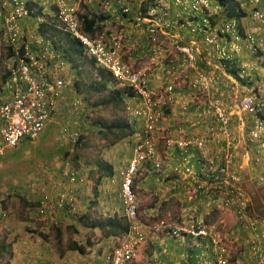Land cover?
Returning <instances> with one entry per match:
<instances>
[{
	"label": "crops",
	"instance_id": "crops-1",
	"mask_svg": "<svg viewBox=\"0 0 264 264\" xmlns=\"http://www.w3.org/2000/svg\"><path fill=\"white\" fill-rule=\"evenodd\" d=\"M51 1L52 3H50L48 7L53 12V10L56 9V2L59 0H30L31 3L35 4L33 7L38 10L40 9L39 5L42 6ZM64 1L67 7H72L73 9H76L80 6L77 0ZM103 1L105 6L101 0H95L85 7L88 8L90 12L100 14L105 18L100 23L101 30L106 34H108L110 31L108 34V39L114 34L117 36V38H119L121 53L124 59H126V61L133 67L136 69H141V71L146 74L148 77V84L151 88L162 92V90L168 84L174 83L175 85L174 92L171 95L166 96L165 98L162 97V103L167 104L164 107L165 115L160 121L159 131L157 132L156 138V148L158 150L156 151V159L157 156L160 158L162 157L165 166H162V171L158 172V170L154 169V166L151 167L149 163H145L140 166L141 170L139 171V176L144 177L145 182L149 179H152L150 181V187L152 192H154L157 197V207L159 206V202H166V207L170 208L168 204L171 203L172 199L174 200L173 197H180L181 194H188L196 182L195 175H193L192 168L190 167V165L195 162V159L193 160L191 157H188V154L192 153V156L194 157L201 156L199 150L201 151L202 148H199L198 150L196 147H194L192 148L191 152L190 148L187 151L188 154H186L180 144L192 142L190 140H193L195 137H199L203 133L207 119L201 115L200 111L205 107V104L207 102H211V98L216 96L221 100L223 107L235 112L236 104L240 99L242 92L245 90L248 92L250 89H252L244 84L242 77L243 75L241 74L242 72H245V75L249 77L250 81H253V87L259 89L258 100L262 101L264 104V48H261L259 53L256 55H252L246 50L245 45L242 44L237 46L238 51L234 52L233 46H229L230 42L226 41L225 39H221L220 46H227V50L231 53L232 58L230 60L220 59L214 49L209 48V50L202 45L203 34L198 33L195 30L198 25H201L200 16H196L194 21L188 23V20L193 19V15L190 14L186 9L179 8L171 2L167 6V15L165 19L173 22L175 27L172 29H164L160 27V34L157 36V43L152 45L149 43L146 36L149 24L146 22L136 24V22H134L135 15L140 12H146L150 10V5H148L146 6L147 10L142 11V5H144L147 0ZM123 7L129 9V15H125L120 11ZM101 8H104L105 10H101ZM223 9L224 8L220 3H215V6L212 7V11L209 15L210 24L216 25L221 23L225 20L224 17H235L228 16V14H226ZM234 10L236 12L241 11L239 15V24L242 33H245L256 26L254 23H251V19L246 17L249 13L247 12L248 8L246 5L243 3H239V6L234 5ZM161 13L162 12L157 10L155 12V16H153L154 20H156V23L165 20L161 16ZM19 22H21L19 25L21 29V37L25 36L26 34V36L30 38L33 36L44 37L41 34L37 35L39 33L36 32L35 27H32L30 24L31 21L26 22V20H24ZM0 26L2 27L1 18ZM172 37L177 39L179 43L186 46L190 45L197 50L198 58L196 70L198 72L213 75L217 80L216 86L212 93L213 95L200 94L189 89L188 82L191 77L194 76L195 71H191L188 75L180 74L182 70L194 69L189 65L181 66V54L173 49L171 45ZM42 41L46 42L47 40L42 39ZM1 43L7 44L6 38L4 36L1 38ZM7 51L9 52V50ZM151 55L156 57L155 63L150 62ZM0 60L3 61L4 64L0 75V89L15 87V81H17V79L16 75L12 73L11 70V56L8 54H0ZM74 64H77L75 68L76 72L75 76L72 75L71 77L76 81V84L80 88H83V90L90 89L89 85L91 81H96L93 75V71L96 70L93 62L89 59H84L82 62L78 63L76 61ZM4 77L6 78L5 81H3ZM78 78L82 80V87L78 83ZM87 78L89 79L88 81ZM238 78L240 79L237 80ZM73 79L72 84L75 82ZM72 84L70 89H66L63 94L64 102H61L58 98H53L52 101L56 109V113L47 129L42 133L38 145L42 146L44 144V140L47 138H51V141L55 140V134L54 136H51L52 133L49 131V126L53 121H56L59 126L63 118L69 121L73 128H79L82 132L86 133L88 129L87 124L91 122V118H84L81 111L78 113H74L72 111L71 103L76 99L81 100L78 94V88L75 84ZM109 94L110 93L105 91L104 93H89L84 97L91 107L99 109L103 108L104 106H97L96 104L99 100L103 99ZM106 108L111 109L112 107L108 106ZM243 118L245 119V126L247 127V125H249V116L244 114ZM85 122H87V124ZM130 122L135 126L140 125L138 121L132 122L130 120ZM234 126L235 133L238 138V146L235 150L231 151L232 156L237 155L242 157L241 160H235V163H233L235 164L234 167H237L238 169H242L244 167H247L248 170L252 169L250 157L252 156V159L256 158V156L254 157V153L256 151L258 154L261 151L259 148L260 143H257L256 146H253V144L247 145L245 143L246 133L245 129H243V122L234 120ZM93 130L94 127H91L90 131ZM133 137L134 136L123 138L116 144L118 145L117 148L114 145V149L116 150V154H114V156H116L118 158L117 160H119L117 162V167L115 164H112L110 161H108V163L112 165L113 175L112 177H108L107 175L102 174V179L100 184L97 186V190L94 188L90 190H83V188L88 185L85 173L82 175V177L76 180L75 183H68V185L65 183L66 181L62 179L60 171L66 167L67 159L55 156L54 158L41 161L42 163L37 164L36 169L41 168L43 172L41 173L42 177L40 175V178L43 181L42 184L43 186L45 184L48 185V188L45 187L43 192H46V189L47 191L50 189L52 192L55 187V182H57L56 185H58V188L66 189L72 192L77 208L78 206H81L80 209L83 211L81 212V215L87 216L88 220L92 222H99L98 224L110 216H116L117 219L120 220L121 214L119 210L114 206L111 200H108L110 197H108L106 194L108 191L107 185L109 184L110 178H113L114 182L119 180L117 177L118 172L125 168V166L128 164V161L132 158L131 151L129 149L130 147L128 150L127 146H129L130 142L134 140ZM139 139L140 138L137 136L135 138V142ZM168 139L172 140V143L169 146L166 144V140ZM51 144L53 145L54 143H50V145ZM47 146L43 151L47 149ZM251 147H255V149H252ZM18 148H21V146ZM18 148L6 150L5 156H7L9 159V152H16ZM213 148L219 149L220 147ZM23 149L25 152L29 151L28 148ZM212 152L213 151L210 148L208 154H212ZM126 154H128V157ZM186 157L189 159L188 163ZM155 160H152L153 165ZM172 162L175 163L173 164ZM94 169L95 167H93L91 172ZM84 170H87V168L82 169L83 172ZM34 172H37V170H31L28 172L30 174L32 173L31 178L34 177ZM262 172H264V169ZM249 175L254 178L253 173L250 172ZM31 178H29L27 182L25 181L21 185L17 186V189L13 186L10 188V190L13 188V194L19 195L21 199H23V204L25 205V203H27L29 207L31 206V203L34 204L38 201L43 187L39 185L41 182H38L37 180H34L35 183L33 182L32 186ZM137 178L139 179V177ZM88 179H91V177L89 176ZM145 182L142 184L143 190H146L145 187L148 185L145 184ZM153 189H155V191H153ZM196 209L197 213L199 214L205 213L204 208ZM187 210L188 211L185 213V211L182 209V212H184L180 214V217L187 219L190 218L191 216L188 214L193 213H191L190 209L187 208ZM201 210L203 213H201ZM167 213L169 214V212ZM69 215L71 216V214ZM174 217L176 216L173 215V218ZM28 218L30 220H27V222L31 224L27 225L29 228L28 231L37 228L38 232L40 233L38 235L41 238H44V236L47 235L48 220L42 222L35 216L31 215V213L28 214ZM55 218L56 220H63V218L68 219L67 214L64 212L57 213ZM32 219H34V223L38 222V227L33 225V222H31ZM68 220L69 221L66 222V225H69L71 222L74 224V221H70V219ZM78 224L83 226L79 222V219ZM82 230H86L87 234L81 236ZM93 231L99 235L95 233V235H93V233H91V229L87 227L78 229V234L81 237L75 241H79L81 245H84L88 242L91 244V247L87 249L86 253L83 255L79 254L77 251L67 250L66 246L57 250L61 251L62 254H55L56 256L51 254L47 255L46 258H43L44 252H42V248L38 247V249L34 250V246L29 244L32 242L30 240H27V242L24 244L26 246H24L25 248L23 250L25 253H29V255H38V257L41 258L37 259L35 262H32V264H45L47 263L45 262L47 259L51 260L52 264H110L111 249L115 244L112 241V237L100 238V231L97 228L93 229ZM124 233V231L121 232L119 236H123ZM203 244L204 241L201 240L197 241L185 237L164 236L148 231L145 242L139 249L138 259H136L135 262L138 263L139 258L143 257L145 260H139L140 263L203 264V251L206 248ZM43 250L45 251L46 249ZM241 264H245V262L243 261Z\"/></svg>",
	"mask_w": 264,
	"mask_h": 264
},
{
	"label": "built area",
	"instance_id": "built-area-1",
	"mask_svg": "<svg viewBox=\"0 0 264 264\" xmlns=\"http://www.w3.org/2000/svg\"><path fill=\"white\" fill-rule=\"evenodd\" d=\"M78 1L91 3L95 0ZM237 1L247 6L250 18L256 25L244 37L247 49L251 53H255L260 45L264 47V0ZM168 2L179 8L188 9L193 15L200 16L201 25H198L195 30L205 35L204 44L206 46L212 47L215 45L218 37H230L237 43L242 41L240 26L235 18L224 21L210 30L209 15L215 0H154L149 12L145 16L139 14L136 18L139 23L146 22L149 24L146 36L150 44L155 45L157 43L160 27L164 29L175 27L169 20L156 23L153 18L157 10L167 9ZM1 7L3 9L2 22L3 25L7 26L4 36L8 45L16 49L18 38L21 37L17 25L18 21L26 20L30 12L25 0H9L2 3ZM71 11V9L69 11L66 9L59 11L60 25L81 41L89 55L94 58L97 66L109 70L120 84L132 87L138 97V102L133 108L128 107L127 109L134 115L142 116L145 119L142 140L134 149V156L128 166L119 173L121 177L120 194L123 216L126 219L127 230L121 238L117 239L118 245L113 251L112 264H129L146 239V232L139 222L137 198L132 187L140 166L148 160H152L155 156L154 133L161 117L160 102L158 98H155L157 94L147 86L148 77L146 74L140 70H134L129 64L123 63L119 38L113 37L109 43H105L99 35L89 39L79 31V26ZM123 12H127V9H123ZM37 19L39 22L43 21L41 17ZM38 42L44 45L43 54L41 55L44 62H38L33 56H30V63L26 64L24 58H20L18 53L15 52V59L24 89L21 91L16 86L6 95L5 99L1 100L0 96V156L6 150L16 147L23 139L36 140L39 137L55 109L53 98H58L61 102H64L63 94L70 85L67 66L55 52L51 42L49 40L46 42L39 40ZM171 45L178 53L184 55L181 66L189 65L196 70L194 66L196 60L194 49L182 46L173 37ZM151 60L153 61V59ZM32 68L34 70H31ZM215 83L213 76L198 73L190 85L195 90L206 94L212 91ZM247 83H250V79H247ZM173 88L174 85L168 86L165 93L172 92ZM250 88L252 89L246 91L238 100L235 112L223 107L221 100L216 98L203 108V117L206 119L211 118L212 123L205 129V135L203 134L195 140L199 146L205 144L209 138L211 142L215 143L225 140V146L231 148L237 138L236 133L234 134L232 131V120L237 117V120L243 122V129H246L245 119L243 118V115L246 114L250 120V131L246 141L250 144L260 143L262 144L261 149L264 150V104L258 100L259 89L253 86ZM73 106L75 109L79 108L80 103L76 102ZM72 137H76V134ZM167 144H171V141L167 140ZM187 145L188 143L180 144L182 148ZM263 160L264 151L258 154L255 162L261 164ZM154 166L158 168L160 163L155 160ZM69 175L73 177L75 174L70 172ZM204 176L212 180L208 186L213 193L211 203L223 209L234 207L238 220L242 222V229L252 234L249 255L250 257H258L259 252L264 250V224L249 221L250 218L246 213L248 199L238 186L240 177L214 160L210 162L209 169ZM259 180L264 183V177H260ZM31 182L33 186L34 180ZM67 199L68 197L65 194H59L53 200L47 192L42 190L37 202L36 214L46 219L54 214L57 209L63 208L64 201H68ZM8 219V212L4 208L3 198L0 197V229L6 228ZM159 226L162 229L166 228L164 221H161ZM214 227L213 224L207 227L201 221L192 220L189 226L179 229L185 231L192 238L210 237L215 250H217L215 264H228L227 258L223 256L224 247L221 245L218 236H215L213 232ZM173 234H175V231H173ZM260 259L259 264H264V258Z\"/></svg>",
	"mask_w": 264,
	"mask_h": 264
},
{
	"label": "rangeland",
	"instance_id": "rangeland-1",
	"mask_svg": "<svg viewBox=\"0 0 264 264\" xmlns=\"http://www.w3.org/2000/svg\"><path fill=\"white\" fill-rule=\"evenodd\" d=\"M148 1L150 0H147V3ZM1 38H3L2 34H0V47L3 49L2 54H6V48L5 45L1 43ZM2 68L3 64L2 66H0V75ZM88 80L89 79L87 78V81ZM90 113L93 114L95 122H103L104 125L115 123L114 120L121 119L123 117L121 110H113L106 107L94 109ZM49 128V131L53 134H51V136L57 134L58 124L56 121H53ZM96 131V128L93 131H89L87 136L83 137V143L74 151V153L71 155L68 154V160L74 165V167H84L91 169L93 167H89L88 165L92 164V162L98 159H105L106 161L109 160L117 167V162L119 160H117L118 158L114 156V154H116V150L114 149V147H106L107 142L105 143L102 137ZM26 141L27 140H25V142ZM44 143L48 144L45 151L38 152L39 149L37 147L35 148L34 143L27 142L21 145V148H18L16 152H9V159L7 156H2L0 158V196H5L4 207L9 214L8 224L6 225V228H3L0 231V245H3L6 248L5 253L0 258V264H32V262H35L37 259H41L38 257V255L35 256L33 254L29 255V253H25L23 249L25 248L24 246H26L24 244L27 242V240L32 241L29 244H31V246H34V250L38 249V247L42 248L41 250L42 252H44L43 258H46L47 255L51 254L60 255L61 251L57 250L66 247L70 239L76 240L79 237L87 234L86 230H82L80 236L78 233H74L72 231L71 227H69L71 225H66V222L69 221L68 219L72 221V217L69 214H67L68 219L63 218V220H57L55 227H50L48 225V230L46 233L47 235L44 236V238H41L38 235L40 233L38 232L37 228L28 231L29 228L27 227V225H31L27 222V220H30L28 218V214L31 213V215L35 216L30 208L32 205L30 207L27 203H25L24 205L22 201L23 199H21L19 195L13 194L14 189L12 188L10 190V188L11 186H13L17 189V186L21 185L25 181L27 182L28 179L32 177L33 173L32 172L30 174L28 173L29 171H38L39 168L36 169V166L37 164H41V161L54 158L55 156L60 157L62 150H64L63 148H65L64 145H60L55 140L47 141L45 139ZM50 143L54 144L50 145ZM117 146L118 145H115L116 148ZM129 147L130 146H127V148ZM23 148H28L29 151L25 152ZM219 152L220 155H218V157L220 162L226 163L227 158H225L224 152H222L220 149ZM126 156L128 157V154H126ZM214 157V154H208L204 155L203 158L205 159V161H210ZM232 158L229 160L231 161V164H228L230 168H232L233 162H235V160ZM241 158L242 157L239 156L235 159L241 160ZM160 159L162 161V166H165L162 157ZM175 162L172 163L174 164ZM191 165L190 167L192 168V171H194L195 166L193 164ZM239 172L240 174L247 173L250 178L248 169L242 168ZM34 173L36 175L37 172ZM138 177V181L136 180L137 185L135 184V193L137 195L136 197L139 220L141 221L144 229H146L147 232L151 231V228L155 230V228H157V222L160 221H165L164 225L166 226V228H160V230L165 233L168 230L169 226L180 228L184 227L191 219L202 221L204 220L205 223L208 219L207 223L209 222L210 225L213 224L215 226L213 232H215V236H218L221 241V245L224 247L223 256L228 259L227 262L229 261V264H241L244 261L245 264H250V256L248 254V248L250 245L248 244V242H250V237H248L246 233H248L249 235L252 234L242 229L239 224L240 221L237 220L236 216L232 213L233 210L228 209L227 211H219L212 207H209L207 205L208 199L205 197L204 192H202V194H200L199 196H196V192L194 191L196 189L195 185H193V188H191L192 190H190L188 194L186 193L181 194L180 197H173L174 200L172 199L171 203L168 204L170 208L166 207V202H159V206L157 207V197L154 192H152V189L150 187V181L152 179L148 178L149 180L145 182L144 177ZM144 182L145 184H148L147 187H145L146 190H143V187L141 186ZM56 183L57 182H55V187L52 192L50 191V189H48L52 195H54L57 191L58 185H56ZM119 185V180H116L113 183H109L107 185L108 191L106 194L108 197H110L108 198V200H111V202L122 215L123 208ZM92 188H94L93 181L89 179V184L85 188H83V190H90ZM8 193H11V195L7 196ZM80 207L78 206V208L76 209L77 211L75 212L76 214H78V216L81 215V212H83ZM187 208L191 210V213H193L188 214L191 217L188 219L180 217L181 213H183L184 211L186 213L188 211ZM196 208H204L205 213H203L202 210L201 213L203 214L197 213ZM182 209L184 210L183 212ZM167 212H169V214ZM173 215L176 217L173 218ZM251 218L254 217L251 216ZM256 220L262 222L259 218H257ZM31 222H33V225L38 227V222L34 223V219H32ZM57 229H59L60 233L57 231ZM93 232L94 231L91 230V233ZM95 234L99 235L98 233ZM163 235L165 236V234ZM203 245L206 248L203 251L202 263L213 264V262L215 261V258L213 256V249H210V244L208 241H205ZM207 248H209V250ZM43 249H46L47 251H44ZM138 253L139 251L136 253L135 258L130 264H147L140 263L139 260H145L143 257L139 258L138 263L135 262L136 259H138ZM45 262H47L45 264H52V261L48 259Z\"/></svg>",
	"mask_w": 264,
	"mask_h": 264
},
{
	"label": "clouds",
	"instance_id": "clouds-1",
	"mask_svg": "<svg viewBox=\"0 0 264 264\" xmlns=\"http://www.w3.org/2000/svg\"><path fill=\"white\" fill-rule=\"evenodd\" d=\"M77 2L80 4V6L78 7V8H76V9H73L72 7H67L66 5H65V1L64 0H59V1H57L56 2V9L55 10H53V12L49 9V7H48V5L50 4V3H52V1L51 2H49V3H46V4H44V5H39V7H40V9L38 10V9H36V8H32V7H29L28 6V3H26V6H27V8H28V10H29V12H30V15H29V17L27 18L28 20L31 18V16H32V20L33 21H31L30 22V24L32 25V27L34 28H36V32L38 33L39 31H38V28L40 27V25L41 24H43V23H45L47 20H52L53 21V23H54V25H55V27H56V29L60 32V33H62V34H64V35H67L70 39H72V40H74L75 42H77V44L80 46V49H81V56L83 57V58H85V59H89V60H91L92 62H93V64H94V66H95V69L96 70H101V71H104L107 75H109L110 76V79H111V84H110V87H109V91H107V92H109L110 93V90H117V91H119V92H122V91H129V92H131L132 93V95H130V96H128V95H125V97L123 96L122 97V99H123V103H122V106H119L118 108H111V109H113V110H121L122 111V114H123V117L121 118V119H117V120H114V122L115 123H118V122H121V121H123L124 123H126L130 128H131V130H132V136H134L133 138H134V142H135V138L138 136L140 139L138 140V141H136L135 142V145L133 146V149L131 150L132 151V154H131V156H132V158H133V156H134V149L136 148V146L141 142V140H142V133H143V130H144V128H145V119L142 117V116H137V115H134L130 110H128L127 108L129 107H131V108H133L136 104H137V102H138V97H137V95L135 94V92L133 91V89H132V87L131 86H129V85H122V84H120L119 82H117V80L115 79V77L113 76V74L109 71V70H106V69H103L102 67H100V66H97L96 65V62H95V60H94V58L92 57V56H90L89 55V53L87 52V50H86V48L84 47V45H82V43H81V41L80 40H78L76 37H75V35H73L71 32H68V31H66V30H64V28L60 25V22H59V19H58V13H59V11H61L62 9H66V10H72L71 11V13H72V15H73V17L75 18V20H76V22H77V24H78V26H79V31L83 34V35H85V36H87L89 39H93L96 35H99V36H101L102 38H103V40H104V42L105 43H109V41L113 38V37H117L115 34L114 35H112L109 39H108V37H109V33H110V31H109V33L108 34H106L104 31H102V30H100V31H95L94 33H91V32H88V31H86L85 30V27H84V25H83V22H82V20H81V18L80 17H82V16H84V15H87V14H90V15H88V17H92V15H96V16H101L100 14H95V13H92V12H90L89 10H88V8H86L85 6H87V5H89V4H91V3H85L84 1H82V2H79L78 0H77ZM153 2H154V0H150V1H148V3H147V1H146V3L145 4H149L150 5V9L152 8V6H153ZM102 3H103V5L105 6V3H104V1H102ZM170 2H168V4H169ZM215 3H219L218 2V0H215V2L213 3V5H212V7H214L215 6ZM231 3H232V5H235V6H239V3H241V2H239V1H237V0H231ZM168 6V5H167ZM81 7H83V8H81ZM212 7H211V11H212ZM223 10H224V12H225V10H226V8L223 6ZM123 9H127V8H122L120 11L123 13V14H125V15H129V9H127V12H123ZM101 10H105L104 8H101ZM164 10V9H163ZM162 9L161 10H158L159 12H162L161 13V16L165 19V17H166V15H167V13H166V10H164L163 11ZM190 14H191V12L188 10V9H186ZM247 11V10H246ZM35 12H37L36 14H35ZM147 12H149V10L148 11H146V12H140V13H138L137 15H135L134 16V22H136V24H140L139 22H137L136 21V18L138 17V15L139 14H141L142 16H145L146 15V13ZM247 12H249V10L247 11ZM165 14V15H164ZM1 15H2V11H1V13H0V18H1ZM34 15V16H33ZM193 15V14H192ZM155 16V15H154ZM196 16H199V15H193V19L192 20H188V23H190V22H192V21H194V19L196 18ZM39 17H41V19H43V21L42 22H39L38 21V19L37 18H39ZM248 19H251L250 18V13H248V15L246 16ZM232 18H235V19H237L238 20V23H240V21H239V18H236V17H224V21H227V20H229V19H232ZM201 19V18H200ZM1 20H2V18H1ZM165 20H167V19H165ZM24 21V20H23ZM170 21V20H169ZM223 21V22H224ZM171 22V21H170ZM172 24H173V22H171ZM222 23V22H221ZM251 23H254L252 20H251ZM218 24H220V23H218ZM218 24H216V25H218ZM174 25V24H173ZM216 25H212V24H210V30H211V28H213L214 26H216ZM239 26H240V24H239ZM197 28V27H196ZM30 30V29H29ZM251 30V29H250ZM197 31V30H196ZM198 32V31H197ZM248 32V31H247ZM247 32H245V33H242V31H241V28H240V34H241V36H242V41H240V42H235V41H233V39L232 38H230V37H218V39H217V43H215V45H213L212 47H208V46H206L205 44H204V38H205V35L203 34V46L205 47V48H207V49H209V48H212V49H214L215 51H216V53L218 54V56H219V58L220 59H227V60H230L231 58H232V55H231V53L227 50V46L226 47H222V46H220V41H221V39H225L226 41H229L230 43H229V46L231 45V46H233V50H234V52H237L238 51V47L237 46H240V45H242V44H244L245 45V47H246V41H245V39H244V37H245V35H246V33ZM198 33H201V32H198ZM38 35V34H37ZM39 35H40V33H39ZM2 36H4V35H2ZM5 37V36H4ZM6 38V37H5ZM32 38H34V36L32 37ZM44 38L46 39V40H50L49 38H46V37H39V40H44ZM6 42H7V40H6ZM50 42H51V44H52V41L50 40ZM179 44H181V43H179ZM4 45H5V48H6V52H7V50H9L8 48H12L10 45H8V43L6 44V43H4ZM182 46H186V45H184V44H181ZM52 46H53V44H52ZM187 47H189V48H192V49H194V51H195V54H196V60H195V64H194V66L196 67V69H197V58H198V52H197V50L195 49V48H193L192 46H187ZM56 48H57V50H56ZM261 48H264L263 46H259V48H258V51H256L255 53H251L248 49H247V47H246V50L248 51V52H250L252 55H256L257 53H259V51H260V49ZM53 49L55 50V52L58 54V56L61 58V60L65 63V65L67 66L66 68H67V70H68V78H69V80H70V85L68 86V88L67 89H70V87H71V84H72V75L73 76H75V72H76V70H75V68H76V64H71L68 60H67V58H65L64 57V54L60 51L61 49L60 48H58L57 46L54 48V46H53ZM173 49H174V47H173ZM175 50V49H174ZM210 50V49H209ZM176 51V50H175ZM120 52H121V48H120ZM177 52V51H176ZM3 53V49L0 47V54H2ZM181 54V53H180ZM121 55H122V53H121ZM151 59H153V61L151 60ZM183 59H184V55L183 54H181V58H180V61H181V64H182V62H183ZM122 61H123V63H125V64H129L127 61H126V59H124V57H123V55H122ZM11 64L14 62V58H11ZM150 62H152V63H155L156 62V57L155 56H150ZM134 70H140L141 71V69H136L135 67H133L131 64H129ZM194 69V68H193ZM96 70H94L93 71V75H94V78H96V80H97V71ZM191 71H195V74H194V76H192L191 77V79L189 80V82H188V85H189V89L191 90V91H193V92H198V93H200V94H205V93H201V92H199V91H197V90H195L194 88H192L191 87V85H190V83L194 80V78H195V76L198 74V73H202V72H198L197 70H182V72L180 73V74H183V75H188V74H190V72ZM143 72V71H142ZM203 74H205V75H210V74H207V73H203ZM243 76V82H244V84L247 86V87H252L253 86V81H250V83L248 84L247 83V79H249V77L248 76H246L245 75V72H242L241 73ZM211 76H213V75H211ZM214 77V76H213ZM215 78V77H214ZM240 78H238L237 80H239ZM74 80V79H73ZM80 79L78 78V81H79ZM75 81V80H74ZM76 82V81H75ZM74 82V83H75ZM215 82L217 83V80H216V78H215ZM73 83V84H74ZM216 83H215V86H216ZM72 84V85H73ZM171 85H174V83H170V84H168L163 90H162V92H160V91H157V90H155V89H153V88H151L150 86H149V84H147V86L150 88V89H152L154 92H155V94H157V97H155V98H158V100H159V102H160V106H159V111L161 112V117H160V120H159V122H158V125H157V130L155 131V133H154V138H155V156H154V158L152 159V160H155L156 159V151H158L157 150V148H156V138H157V132L159 131V126H160V121L162 120V118L164 117V115H165V112H164V107H165V105L167 104V103H165V104H163L162 103V97L163 98H165L166 96H169V95H171L173 92H174V88H175V85H174V88H173V91L172 92H169V93H165V90H166V88L168 87V86H171ZM215 86H213V89H212V91L210 92V93H206V94H210V95H213L212 93H213V91H214V88H215ZM257 89V88H256ZM11 90H12V88H2V89H0V96H1V100H3V99H5L6 98V95L9 93V92H11ZM244 93H246V90L244 91V92H242V95H241V97L244 95ZM78 94H79V96H80V98H81V100L80 99H76V100H74L72 103H71V108H72V111L74 112V113H78V112H80L81 111V113H82V116L84 117V118H91V122L90 123H88L87 124V122H85L86 124H87V126H88V129H87V131H86V133H84V132H82L79 128H77L78 129V131H74V132H71L69 135H67V134H63V133H61L60 132V130H59V126H58V130H57V135L55 134V141L57 142V143H59L60 145H63V143H64V141H66V140H70V144L72 145V148H74V151L77 149V147H76V145H75V141L77 140V138H78V135H79V133H82L83 134V137L84 136H87V134L89 133V131H90V128L91 127H95L96 129H97V131L96 132H98V128L95 126V121H94V117H93V114L92 113H90V112H92L95 108H93V107H91L88 103H87V101L85 100V97L84 96H86L87 95V93L84 95V94H82V93H79L78 92ZM122 95H123V93H122ZM240 97V98H241ZM214 98H216V99H219L218 97H216V96H214L213 98H211V100H213ZM220 100V99H219ZM76 102H79L80 103V106H79V108H74V106H73V104H75ZM209 102H207L206 104H205V106L208 104ZM202 111H203V108L201 109V111H200V113H201V115L203 116V113H202ZM55 113H56V109H54V111L52 112V114H51V116H50V119H49V121H48V123L46 124V126H45V128H44V130L42 131V133L47 129V127H48V125L50 124V122H51V120L53 119V117H54V115H55ZM206 119V118H205ZM130 120L132 121V122H135V121H138L139 123H140V125H138V126H135V125H133L131 122H130ZM234 120H237V117H234L233 118V120H232V131L234 132V134H235V126H234ZM249 120V119H248ZM118 121V122H117ZM61 122H66V120L63 118L62 119V121ZM212 123V120H211V118H208L207 119V122H206V125H205V128H204V131H203V133L199 136V137H201L203 134L205 135V129L208 127V125H210ZM112 124V123H111ZM248 124L249 125H247V127H246V129H245V133H246V135H245V143L247 144V145H251L250 143H248L247 141H246V139H247V136H248V133H249V131H250V129H249V126H250V120H249V122H248ZM110 124H108V125H105V127H107V126H109ZM94 128V129H95ZM42 133L39 135V137L36 139V140H28V139H23L16 147H14V148H18L19 147V145L21 146V144H25V143H27V142H29V143H34L35 144V148L37 147L38 149H39V151L38 152H41V151H43L44 149H43V147L42 146H40V145H38V142L40 141V137H41V135H42ZM74 134H76V137H72ZM235 136H237L236 134H235ZM199 137H197V138H199ZM196 138V137H195ZM193 139V140H190V141H192V142H189L188 143V145L185 147V148H183V151L186 153V154H188L187 153V151H188V149H190L191 148V150H190V152L192 151V148H194V147H196L198 150H199V148H202V150L200 151L199 150V152H200V154H201V156H197V157H194V156H192V153H190V154H188V157H191L193 160L195 159V162L194 163H192V164H195L194 166H195V173H194V171H192V173H193V175H195V178H196V181H198V178H197V174H200V175H202L203 177H204V174L205 173H207V170L209 169V166H210V162L212 161V160H214V161H217V162H219L221 165H224L225 167H227L228 169H229V171L230 172H234V173H236V174H238V176L240 177V182H239V184L241 183V180H242V174H240V170L241 169H238L237 167H234V165L235 164H233V166H232V168H230L229 167V165L228 164H231V161H229L232 157V159H234V160H236L235 158H236V156L237 155H233L232 156V150H235L236 148H237V146H238V138H236V140L234 141V144L232 145V147L231 148H227L226 146H225V144H224V142H225V140H221L219 143H215V142H211L210 141V139L208 138L207 139V141H206V143L205 144H203V145H201V146H199L196 142H195V140L197 139ZM207 138V137H206ZM83 139V138H82ZM103 139V138H102ZM25 140H27L26 142H25ZM104 140V139H103ZM169 140V139H168ZM171 141V143H172V140H170ZM104 142L106 143V141L104 140ZM166 144H167V140H166ZM106 145H108V144H106ZM116 145V144H115ZM168 145V144H167ZM169 145H171V144H169ZM168 145V146H169ZM257 145V143H255V144H253V146H256ZM261 145L262 144H260L259 145V148L261 149ZM220 147L219 149L222 151V152H224V156H225V158H227V162L226 163H222V162H220V160H219V157H218V155H220V152H219V149H216V148H213V147ZM113 147H114V145H113ZM14 148H12V149H14ZM212 149V154H214L215 155V157L213 158V159H211L210 161H205V159L203 158L204 157V154L205 155H207L208 153H209V149ZM252 149H255V147H251ZM257 149V148H256ZM8 150H10V149H8ZM74 151H72V152H74ZM255 151V150H254ZM262 151H264L263 149H261V151L260 152H262ZM259 152V153H260ZM258 153V154H259ZM258 154L256 153V151H255V153H254V157L256 156V158H257V156H258ZM191 155V156H190ZM2 156H5V152H4V154L2 155ZM2 156H0V157H2ZM61 157V156H60ZM181 157H185V156H181ZM237 157H239V156H237ZM63 158V157H62ZM131 158V159H132ZM187 158V157H186ZM251 159H250V163H251V167H252V169H249L248 170V172L250 173H253V177L254 178H252L251 176H250V179L251 180H254V181H256L258 184H262V185H264V183H262V182H260V177H264V172H262V170L264 169V160L261 162V164L259 163V164H257L256 162H255V159L253 158L252 159V156L250 157ZM131 159L128 161V164H129V162L131 161ZM152 160H148L147 162H145V163H149V165H151V167H153L154 165H153V161ZM159 163H160V166L158 167V168H156L155 166V170H158V172H160V171H162V161H161V159H160V157L159 156H157V159H156ZM69 160H68V158H67V165H68V162ZM189 162V159L187 158V163ZM144 163V164H145ZM233 163H235V162H233ZM128 164L125 166V168L128 166ZM125 168H123V169H121L120 171H122V170H124ZM245 169H247V167H244ZM82 169H84V167H80V168H77V167H74V165L71 163V168L68 170V169H66V167L65 168H63L60 172V175L62 176V179L63 180H65L66 182L65 183H67V185H68V183H75V176H77V177H82V175L85 173L86 174V178H87V182H88V184H89V176H90V172H91V170L93 169V168H91V169H88L87 168V170H84V172L82 171ZM141 170V168L139 169V171ZM120 171L118 172V174H117V177L119 178V182H120V184H121V177H120V175H119V173H120ZM139 171L136 173V174H138V175H135V178H136V176H139ZM70 172H74V176L73 177H70V175H69V173ZM41 173H43L42 172V170H41V168H39L38 169V171H37V173H36V175H34V177L33 178H31V181L32 180H37L38 182H41V184H39L40 186H43V184H42V179L40 178V175H41ZM68 173V174H67ZM242 173V172H241ZM36 176V177H35ZM41 177H42V175H41ZM114 179L113 178H110V181H109V183H113L114 181H113ZM135 182V181H134ZM34 183H35V181H34ZM48 185L47 184H45L43 187H42V190H44V188L46 187V188H48L47 187ZM120 186V185H119ZM94 187V186H93ZM119 190H120V187H119ZM153 191H155V190H153ZM195 192H196V189L194 190ZM46 192L52 197V199L53 200H55L57 197H58V195L59 194H65L67 197H68V202H69V204H70V208H69V210H68V212L71 214V219H72V221H76V220H78L79 219V217L80 216H82V215H79L78 216V214H76L75 212L77 211L76 209H77V206H76V202H75V199H74V196H73V194H72V192H70V191H68V190H66V189H61V188H57V193H55L54 195L55 196H53L51 193H50V191L48 190L47 191V189H46ZM120 192H121V190H120ZM136 194V193H135ZM204 194H205V197L208 199V201H207V205L209 206V207H212V208H214V209H216V210H219V211H227L228 209H223V208H221V207H219V206H217V205H214V204H212L211 203V198L213 197V193L209 190V187L208 188H206L205 189V191H204ZM137 196V195H136ZM0 197H2V196H0ZM120 197H121V194H120ZM3 198V203H4V200H5V196H3L2 197ZM137 198V197H136ZM122 201V200H121ZM38 202V201H37ZM37 202H35L33 205H34V207L33 208H31V210H32V213H34V215H35V217L36 218H38L39 220H41L42 222H44L45 220H48L47 221V223H48V225H50V227H55L56 226V218H55V216H56V214L57 213H59V212H64V213H66V214H68L65 210H64V207L63 208H61V209H57L56 211H55V213L54 214H52L51 216H49L48 218H41L40 216H38L37 214H36V207H37ZM4 205H5V203H4ZM138 206V205H137ZM5 208V207H4ZM122 208H123V205H122ZM230 210H232V209H230ZM235 216H236V218H237V214H236V212L233 210V212H232ZM138 214H139V212H138ZM247 216H248V214H247ZM8 217H9V214H8ZM122 217V218H121ZM121 219L122 220H124L125 221V224H126V230H127V223H126V219L124 218V216H123V210H122V215H121ZM250 218V217H249ZM201 221L205 226H210V223L208 224V223H204L202 220H194V219H191L184 227H180L181 229H183V228H186L187 226H189V224H190V222L191 221ZM237 220H238V218H237ZM262 222L261 223H263L264 221L263 220H261ZM49 222H50V224H49ZM139 222H140V224L143 226V224L141 223V221L139 220ZM161 222V221H160ZM160 222H157V228H155V229H157V230H153V228H151V232L152 233H154V234H161V235H163V234H165V236H171V237H185V238H191V239H193V240H195V238H192L189 234H187L185 231H183V230H181V229H179V227H170L169 226V228H168V230L164 233L163 231H161L160 230V226H159V224H160ZM165 222V221H164ZM259 222V221H258ZM260 223V222H259ZM239 224H240V226L242 227V222L240 223L239 222ZM264 224V223H263ZM69 225H73V223L71 222ZM159 227V228H158ZM143 228H144V226H143ZM2 229H0V231H1ZM144 231L146 232V235H147V231H146V229H144ZM173 231H175V234H173ZM126 232V231H125ZM125 234V233H124ZM214 234H215V232H214ZM122 236H119V238H121ZM197 239H201L202 241H210L211 242V238L210 237H204V238H197ZM112 240H113V237H112ZM145 242V241H144ZM118 245V240H117V243L116 244H114V246L112 247V249H111V261H110V264H112V260H113V251H114V249L116 248V246ZM142 245H143V243H142ZM141 245V246H142ZM140 246V247H141ZM140 247H139V249H140ZM211 249H213V256H214V258H215V261L213 262V264H215V262H216V256H215V253L217 252V250H215V248H214V245L212 244V242H211ZM249 251H250V245H249V248H248V254H249ZM250 256V255H249ZM228 260V259H227ZM229 262V261H228ZM131 263V262H130ZM129 263V264H130ZM229 264V263H228ZM251 264V263H250Z\"/></svg>",
	"mask_w": 264,
	"mask_h": 264
},
{
	"label": "trees",
	"instance_id": "trees-1",
	"mask_svg": "<svg viewBox=\"0 0 264 264\" xmlns=\"http://www.w3.org/2000/svg\"><path fill=\"white\" fill-rule=\"evenodd\" d=\"M7 1H9V0H0V13H1V11H3L2 7H1L2 3L7 2ZM218 2L226 8L225 12H226V14H228V16H235L236 18H239L241 11L236 12L234 10V5H232L231 0H218ZM25 3H28V6L32 7L34 9L33 6L35 4L31 3L30 0H25ZM148 5L149 4L142 5V11H146L147 10L146 6H148ZM36 13L37 12H35V14ZM88 15H90V14H87V15L80 17L82 22H83V25L85 27V30L88 32H91V33H94L95 31H100L101 30L100 23L105 18L102 16H96V15H92V17H88ZM30 21H33L32 16L29 20L26 19V22H30ZM20 24H21V22L18 21L17 25H18L19 31H21L20 26H19ZM6 28H7V26L3 25V22H2V27L0 26V33L2 35H5V32H6L5 29ZM38 31H39L38 33H40L41 35H43L46 38H49L52 41L54 48L56 46L58 48H60L61 49L60 51L64 54V57L67 58V60L71 64L72 63L74 64V62H76V61L78 63H80L85 59L81 56V49H80V46L77 44V42L70 39L67 35L60 33L56 29L52 20H47L45 23L41 24L40 27L38 28ZM26 35L18 38V45H16V47H15L16 49H13V47L8 48L9 52L8 51L6 52V54L10 55L11 58H14V62L11 64V70H12V73H14L16 75L17 81H15V84H16V86H18V88L21 91H23L24 86L21 82L20 72H19V69L17 66V61L15 59V57H16L15 52L18 53L20 58H24V61L26 62V64L30 63V60H29L30 56H33V58L35 60H37L38 62H44V60L41 59V55L43 54V48H44L43 43L38 42L39 37L30 38V37H27ZM44 40H46V39L44 38ZM56 50H57V48H56ZM2 62L3 61L0 60V66H2V64H3ZM31 70H34V69L32 68ZM96 71H97V80L91 81V83L89 85L90 89L83 90V88H80L76 84V82L74 83L76 85V87L78 88L79 93H82L85 95L86 93L87 94H89V93L95 94V93H101V92L104 93L105 91H109V87L111 84L110 76L107 75L104 71H101V70H96ZM78 75H79V72H78ZM5 80H6V78L4 77L3 81H5ZM78 83L82 87V80L81 79L78 81ZM122 93H123V95H122ZM125 95L130 96V95H132V93L129 91L119 92L117 90H110V94L108 96L104 97L103 99L99 100L96 105L97 106L101 105L104 107L111 106L112 108H118L119 106H122V103H123L122 97L123 96L125 97ZM95 126L98 128L99 135L107 142L108 145L106 147H109V148H113V145L117 144L123 138H126V137L129 138L132 136L131 128L126 123H124L123 121L118 122V123H112L107 127H105L103 122H95ZM59 130L61 133L67 134V135H69L71 132L78 131V129L73 128L72 124L67 120H66V122H61L59 124ZM82 138H83V134L79 133L78 138L75 141V145L77 148L83 143L84 139H82ZM46 140L50 141L51 138H47ZM63 145L65 148H63L64 150H62V152H61V157H63L64 159H67L69 155L74 153V152H72V151H74V148H72V145L70 144L69 139L64 141ZM134 145H135L134 141L130 142V145H129L130 151L133 149ZM46 146H47V144L44 143L42 145L43 149H45ZM108 161H106L104 159H98L89 165V167H91V166L95 167V169L92 172H90V177H91L92 181L94 182V189L95 190H97V186L101 182V179H102L101 175L102 174L107 175L108 177H112V175H113L112 165L110 163H108ZM68 162L69 163H68V165H66V169L69 170L71 168V162L70 161H68ZM194 173H195V171H194ZM136 175H138V174H136ZM242 176L243 177H242L241 183L238 186H239V189L245 193V195L248 199V205L246 208V213L248 214V217H250L249 221H253L254 223L258 222L256 220L257 218L264 221V185L258 184L256 181L251 180L247 173H243ZM137 177L138 176H136V178H134L135 182H134L133 187H132L133 192H136L135 186L137 185L136 184V180L138 179ZM197 178H198V181H196L194 183V185L196 187V196H199L200 194H202V192L205 191L206 188H208L209 183H211L212 180H211V178L206 177V176L203 177L200 174H197ZM78 179H79V177L75 176V180H78ZM137 188H139V187H137ZM153 190H155V189H153ZM9 195H11V193L7 194V196H9ZM31 205L32 206L30 208H33L34 205L32 203H31ZM69 208H70V204L68 201L65 200L64 201V210L68 214H70L68 212ZM232 210H234V207H232ZM251 216L254 218H251ZM207 220H206V223H207ZM79 222L84 227L80 226L78 224V220L74 221V224L69 226V227H71V229L74 233H78V229H80V228L87 227V228H90L92 231H93V229L97 228L100 231V235H101L100 238H102V237H105V238L113 237L112 241L115 244L117 243V239L119 238V235L121 234V232L126 231L125 221L122 220L121 218H120V220L117 219L116 216H110V217L106 218L103 222H100V224H98L99 222H95V221L92 222V221L88 220L87 216H80ZM203 222H204V220H203ZM57 231L60 233L59 229H57ZM94 233L95 232H93V234ZM246 235L248 237H250V242H251L252 235H249L248 233H246ZM195 240L200 241L201 239L195 238ZM208 242L210 244V249H211V242L210 241H208ZM250 242H248V244H251ZM90 247H91V244L89 242L84 244V245H81L79 243V241H75V240L70 239L66 248H67V250L77 251L79 254L83 255L86 253L87 249H89ZM207 249L209 250V248H207ZM5 251H6V248L3 245H0V258L5 253ZM60 254H62V252H60ZM249 258H250L251 264H259L260 260H261L260 258H264V250L259 252L258 257H249Z\"/></svg>",
	"mask_w": 264,
	"mask_h": 264
}]
</instances>
